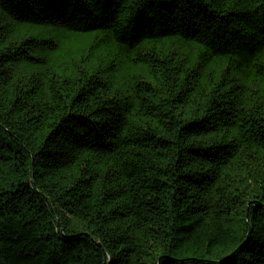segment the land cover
Here are the masks:
<instances>
[{"label":"trees","instance_id":"1","mask_svg":"<svg viewBox=\"0 0 264 264\" xmlns=\"http://www.w3.org/2000/svg\"><path fill=\"white\" fill-rule=\"evenodd\" d=\"M0 264H264V0H0Z\"/></svg>","mask_w":264,"mask_h":264}]
</instances>
